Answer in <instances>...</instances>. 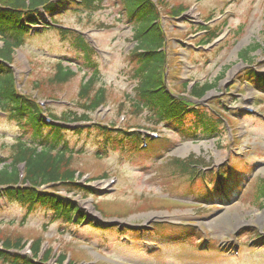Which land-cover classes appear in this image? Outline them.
<instances>
[{
  "label": "rangeland",
  "instance_id": "1",
  "mask_svg": "<svg viewBox=\"0 0 264 264\" xmlns=\"http://www.w3.org/2000/svg\"><path fill=\"white\" fill-rule=\"evenodd\" d=\"M75 1L69 0L73 8L64 9L67 3L55 16L72 34L87 41L82 37L91 51L82 52L93 59L97 69L94 89L103 87L105 104L96 115H90L92 122L81 123L82 133H68L75 152L72 164L83 174L77 182L96 192L106 189L110 180L116 183L108 195L73 199L86 215L98 220L93 221L95 225L103 229L117 225L127 238L113 229L100 233L85 226L63 228L47 211L28 213L2 198L0 237L29 243L39 238L43 241L42 255L49 248L53 250L48 264H57L62 255L63 264H264V199L257 192L260 179H264V116L259 115H264V90H259L264 89V77L258 75L250 81L251 76H246L247 72L264 73V0H167L169 6L187 7L182 19L158 16V23L168 34L165 88L187 97L183 83L188 88L194 83H213L214 88L198 104L220 111L226 119L229 128L221 130L218 141L186 139L179 131L155 128L143 115L131 113L127 95L133 94L134 87L135 65L129 59L134 46L133 21L123 11L122 0H101L100 5H90L88 10L80 9V3L74 5ZM207 16H213L210 26L215 33L219 31L220 41L212 48L195 49L196 38L202 35L193 37L192 32ZM256 44L259 48L249 53L252 62L242 61L240 52ZM62 59L80 69L64 85L50 86L47 79L54 74L56 61ZM10 63L19 91L42 103L47 100L44 97H54L46 107L57 116L81 113L79 88L92 70L83 65L71 36L42 30L15 52ZM35 83L39 84L38 93L33 88ZM252 106H258L254 114L243 111ZM96 121L115 125L108 132L112 138L109 142L88 128ZM123 128L129 131L124 133ZM152 133L158 138H150ZM16 136L14 125L0 118L1 155H7L6 148ZM134 136L142 141L150 139L148 149H139L140 141ZM187 157L202 162L194 167L207 174L206 178L231 163L232 170L244 177L239 180L242 196L225 203L197 202L196 192L204 189L199 176L191 182L170 162ZM94 203L105 219L94 209ZM72 234L79 241L71 239ZM137 238L153 243L144 245ZM200 239L202 246L196 245ZM22 253L28 254L25 249Z\"/></svg>",
  "mask_w": 264,
  "mask_h": 264
},
{
  "label": "trees",
  "instance_id": "2",
  "mask_svg": "<svg viewBox=\"0 0 264 264\" xmlns=\"http://www.w3.org/2000/svg\"><path fill=\"white\" fill-rule=\"evenodd\" d=\"M54 2L55 0H0V42L2 43L0 47V118L13 124L17 131V136L6 148L7 155L0 156V195H4L9 202H15L24 207L28 212L37 209L49 212L51 218L60 221L62 227L76 226L78 229L87 222L86 227L91 230H101V227H96L92 221L87 220L73 198L58 194L64 192L73 196L92 195L89 188L82 187L77 182L75 176L77 171L72 164L74 151L69 145L66 127L72 123L90 122V115L105 104L103 87L94 89L97 80L95 64L92 63L89 54L82 52L85 49L90 50L89 47L81 37L72 34L71 31L49 26L59 35L71 36L73 43L80 50L83 65L87 70H92L89 77H84L79 88L78 99L82 104L79 105L81 113L78 114L70 112L68 115L64 113L57 116L48 108H43L33 95L17 89L16 81L8 65L13 61L14 50L21 48L23 43L31 37L32 29L38 25L41 13L54 14L56 10ZM100 3H102L101 0H82L81 8L88 10L90 5H100ZM121 6L128 20H132L134 25L132 27L134 46L129 54V59L135 65L132 73L134 87L133 94L127 95L131 113L143 115L150 124L161 125L168 130H182L188 139L196 140L198 134L199 139L216 138L218 141L222 116L210 108L203 110L197 106L191 107L193 101L203 100L214 88V84L211 82L195 84L189 91H187V85L183 84L181 87L187 97L176 96L165 88L164 69L167 61L166 36L168 34H165V28L158 23V16L161 14L168 19H176L185 11V7L171 8L165 0H122ZM217 34L211 31L199 44L211 43ZM257 48H259L258 44L248 46L240 52V59L245 63H251L249 53ZM73 65L75 64L66 59L56 61L55 72L47 79V84L61 86L67 83L80 69L79 66L73 68ZM249 76L252 80L256 78L252 72H247V77ZM38 85L35 83L33 87L37 93ZM44 98L49 101L55 99L54 97ZM185 115L190 116L189 120H184ZM45 117L51 120L50 124L45 122ZM185 124L188 127L184 129ZM114 127V125H103L98 121L88 126L89 129L96 131V137H103L105 142L112 139L108 136V132ZM74 133L79 134L82 131L77 128ZM122 138L120 136V139ZM170 162L175 163L174 165L178 166L181 172H185L190 180H194L196 176H199L200 181L217 182L219 177L226 179L227 172H224L226 168L215 174H209L210 177L206 178L207 174L194 167L195 164L202 162L190 157L184 160L174 158ZM260 180L261 185L258 186L257 192L260 198L264 199V179ZM41 188L46 189L47 192ZM25 245V240L21 238L0 237V264H47L50 260L51 251L49 250L43 255L41 262H37L41 251L39 239L34 240L29 247L31 257L20 254ZM62 261L63 258H60L58 264Z\"/></svg>",
  "mask_w": 264,
  "mask_h": 264
}]
</instances>
